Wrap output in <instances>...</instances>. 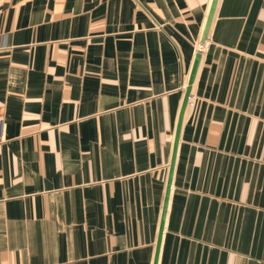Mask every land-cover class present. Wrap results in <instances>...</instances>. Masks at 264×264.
<instances>
[{
  "label": "crops",
  "instance_id": "obj_1",
  "mask_svg": "<svg viewBox=\"0 0 264 264\" xmlns=\"http://www.w3.org/2000/svg\"><path fill=\"white\" fill-rule=\"evenodd\" d=\"M212 0H0V264H154ZM158 264H264V0H219Z\"/></svg>",
  "mask_w": 264,
  "mask_h": 264
},
{
  "label": "water",
  "instance_id": "obj_2",
  "mask_svg": "<svg viewBox=\"0 0 264 264\" xmlns=\"http://www.w3.org/2000/svg\"><path fill=\"white\" fill-rule=\"evenodd\" d=\"M218 2H219V0H212V2H211L210 10H209L207 20H206V23H205V26L203 29V33L201 35V39L199 41V47H198L196 55H195V59L193 62V66H192L189 81H188V85L186 87L184 100H183L182 107H181L180 114H179L176 136H175L173 156H172V160H171L170 175H169V180H168V185H167V192H166L163 214H162V219H161V224H160V230H159V236H158V241H157V249H156L154 264H158V262H159V254H160V250H161V242H162V238H163V232L165 229V220H166L167 208H168L171 186H172V181H173V173H174L176 156H177V148H178L179 139L181 136V128H182V124H183L185 110H186V107H187L189 99H190L193 83L196 79L198 68H199V65L201 62V58H202V54H203V48H204V45L206 43V40L208 38L210 29H211V26L213 23V19L215 16V12L217 9Z\"/></svg>",
  "mask_w": 264,
  "mask_h": 264
},
{
  "label": "built area",
  "instance_id": "obj_3",
  "mask_svg": "<svg viewBox=\"0 0 264 264\" xmlns=\"http://www.w3.org/2000/svg\"><path fill=\"white\" fill-rule=\"evenodd\" d=\"M3 133V119L0 118V136L2 135Z\"/></svg>",
  "mask_w": 264,
  "mask_h": 264
}]
</instances>
